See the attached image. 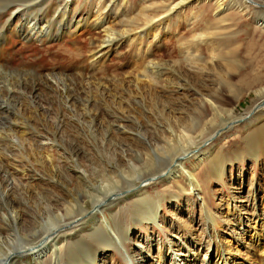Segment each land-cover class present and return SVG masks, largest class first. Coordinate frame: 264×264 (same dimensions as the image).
Returning a JSON list of instances; mask_svg holds the SVG:
<instances>
[{
	"label": "rangeland",
	"instance_id": "374dc122",
	"mask_svg": "<svg viewBox=\"0 0 264 264\" xmlns=\"http://www.w3.org/2000/svg\"><path fill=\"white\" fill-rule=\"evenodd\" d=\"M64 2L69 7L75 2L76 14L87 20L80 24L73 22L69 34L74 35L70 37L62 34V38L41 42L42 52L36 57L41 65H49V59L72 41L82 48L94 44L89 38L94 32L98 34L92 29L95 24L111 32L110 38L120 46L97 61L86 53L80 58L71 57L66 66L70 75L77 74L79 68L84 70L82 82L75 81L68 88H73L74 93L87 90L102 98L97 106L86 105L92 113L89 118L84 116L79 103L64 107L50 89L41 87L35 93L37 105L48 116L32 122L39 133L54 132L53 141L57 146L46 151L47 154L42 150L50 144L32 152L17 147L7 155L8 169L19 182L16 186L10 181L3 182L0 172V229L15 230L8 216L10 200L16 202L22 226L27 230L29 226L34 229L35 222H47L48 211L63 222L61 214L67 204L72 206L66 212L68 217L76 215L79 209L91 212L93 202L99 198L104 202L99 206L100 213L95 211L97 215L85 224L80 221L69 225L76 236L92 246L95 244L89 235L97 231L95 227L110 225L118 231L119 242L108 227L102 228L114 244L99 249L90 264H215L227 241L232 242L235 252L230 253L224 247V257L235 259L236 264H257L260 246L256 240L264 237V224L244 221L264 209V162L248 156L245 139L258 127L259 119L264 120V0ZM58 13H63L61 7ZM146 18H152L148 26ZM130 30L137 35L121 33ZM38 33L39 29L32 32ZM10 50L17 59L27 57L13 36ZM10 72L11 76L16 73L14 69ZM142 73L147 77L142 78ZM88 76L101 84L104 82L112 95L122 96V104L118 105L108 92L91 85L85 78ZM136 76L139 82L130 83L124 91L126 94L117 87L121 80ZM57 90L62 91L61 86ZM211 100L224 110L221 116L215 113ZM212 119V124H207ZM199 121L207 124L204 129L199 128ZM182 130L191 135L190 140H180ZM39 133L30 132L26 138H30L31 144L37 143ZM205 148L232 159L223 163L222 181L215 175V167L211 169L208 164L209 153L203 157ZM181 153L186 160L185 170L198 183L191 193L179 189L188 187L185 173L179 171L176 178L168 179L169 176H163L166 170H157L159 164L168 166L170 158ZM237 153L239 156L234 155ZM145 157L151 160L146 165L148 168L136 172L129 168L141 166ZM106 173L108 179L103 178ZM52 175L55 178L51 183ZM85 180L95 183L97 190L87 187ZM106 182L110 184L104 192L101 189ZM111 191L114 192L111 194ZM139 191L154 202L155 222H135L132 205L134 193ZM82 194L88 197L82 198ZM207 210L216 219L215 232L208 226ZM252 226L258 235L254 236L251 231L242 242H237L236 237ZM42 229V226L36 228L35 233ZM125 230L127 234L123 235ZM68 232L52 231L51 238H58L52 245L43 244H47L46 253L49 252L40 261L18 250L20 255L12 264L86 260V250L79 245L75 248L78 255H70L69 246L72 247L76 236ZM42 236L36 235L33 247ZM23 242L17 241L20 246Z\"/></svg>",
	"mask_w": 264,
	"mask_h": 264
},
{
	"label": "bare ground",
	"instance_id": "6f19581e",
	"mask_svg": "<svg viewBox=\"0 0 264 264\" xmlns=\"http://www.w3.org/2000/svg\"><path fill=\"white\" fill-rule=\"evenodd\" d=\"M64 1L65 0L63 1L62 0H49V1L48 0H0V21H2V24L0 25V143H1L0 144V172L2 174L1 180H3V182L10 181L11 184L12 185L14 184L15 186H16V182H19V181L13 179V174H11V171L9 170L10 168L8 169L9 158H7V155L12 154V152H14L15 149H17V147H20L22 149L25 147V149L32 152V151H38L41 146L46 147L48 146L46 144H50L49 148L42 150L44 151L43 153L47 154L46 151H49L52 147L57 146L56 143L53 141L54 132L46 131L45 133L44 132L39 133L38 129L36 130V125H34L32 122L33 120L37 121L41 118H46L48 116L46 115L47 113H45L42 110V108L37 105V101L35 100L36 99L35 93H37L41 87H44L45 89H48V90L50 89L57 95L60 102L62 101V104L64 107L65 105H68V103H70V105L79 103L81 106H83L84 116L89 118V115L92 113L90 111H87L86 105L92 104V106H97V104L102 103V98L97 97L96 95H93L87 90L81 91V89H79L78 91L74 93L73 88H68L71 85V83L75 81L77 83L82 82L84 78L83 77L84 70L80 68L79 70L78 69L79 66H77L75 67L76 69H78L77 74L70 75L67 72L66 66L68 63H70L71 57L80 58L82 57L81 56L82 54L86 53L90 55V58L97 61L99 57L101 59V57L103 55H106L108 51H110L112 48L115 47L114 49H116L120 46L117 41L115 42L114 39H111L112 38L111 36L113 35L111 32L106 31L105 28H102L101 24L99 25L93 24L94 26L92 27V29L94 31H98V34L94 32V35H91L89 39H91V42H94V44H90V46H88L87 48H82L78 46L79 43H77L76 41L75 42L72 41L69 44L70 46L68 47L66 46V48L59 49L57 51V54L52 56L49 59L50 61L49 65L47 66L41 65V62L37 61L36 57L38 56V53L42 52L39 48L42 47V43L44 42V40L46 41L47 39L48 40L57 39L58 36H61L62 38L63 37L62 34H65L68 37H70L74 35L72 33L69 34L72 23L77 22L78 24H80L83 22L84 19H85L84 21L87 20V17L85 18L84 16L80 17V15L76 14L75 12L76 7L74 8V6L76 5L75 2H72L71 7H69L68 2L66 3ZM219 1L222 2L223 0H219ZM219 6L221 5L218 4V7ZM60 7L63 10V13L61 14L58 13V10ZM172 9L173 7L171 8V10ZM16 12L18 13L14 15ZM151 21H152V18H146L145 25L148 26V24ZM261 24H263V22ZM36 29H39V33L32 34V32ZM133 31L134 30H130L127 32L123 31L121 33L127 34L128 32H131V33H134V35H137ZM43 33L44 35H39ZM49 34L54 35V37L49 36ZM100 35L102 36L100 37ZM12 36L16 39V41L21 46V51L27 55L26 58L17 59L15 58L14 54H12L10 50V40ZM37 42H40V45ZM104 43H107L108 45L103 46ZM64 57H66L68 61H66L67 59L62 61ZM13 69L16 71V73L15 75L11 76L10 71ZM145 72L147 71H144V73ZM142 75H143L142 78L147 77L146 74L144 75L142 73ZM85 78L88 79L89 83L91 85H94L98 90L102 89L103 91L108 92L110 95H112L111 90H109V88L106 87V84H104V82L103 84H101L99 83V81L98 82L97 80L95 81V79L92 78L91 76H88ZM138 82L139 80L137 79V76H136V77L131 78L130 80H121V82L117 85V87H119V89L122 92H124L129 89L128 86L130 83L137 84ZM59 86H61L62 91L58 93L57 87ZM99 95L101 96V93ZM112 98L117 102L118 105L122 104V99H121L122 96L120 97V96H117V94H113ZM210 105L214 107V111L216 114H218L219 116L223 114L224 110H221L218 106H215L213 101L210 102ZM258 108L259 106L256 107V109ZM257 112L258 111L256 110L255 113ZM213 119L207 124H212ZM259 120L260 121H259L258 127L253 129L252 132L249 133V135L245 139V144H246L245 149H247L245 151H247L248 156L251 157L254 161L261 159L264 162V120L263 119H259ZM207 124L199 121V128L204 129ZM39 129L41 130V128ZM30 132L31 133L34 132L35 134L36 132L39 133L37 143L33 142V144H31L32 142H30L29 140L30 138L29 139L26 138L28 134H30ZM190 137L191 135L187 134V131L182 130L179 133L180 140L182 139L190 140ZM236 151L237 150H235V153ZM19 152H21V149ZM202 152H206L205 154H203L204 158H206L205 157L206 154L209 153L208 164L210 165L211 169L215 167L214 173L215 175H217L218 179L222 181L223 174L220 171H223L222 170L224 166L223 163L231 162L232 159L229 156L225 158L222 157L219 152L212 153L211 151H208V148H205ZM182 154L183 153L173 155L170 158V164L168 166L167 165L165 166V164H161V165L159 164V167H157V170L158 172L166 170L165 173H163V176L164 178L169 176L168 179L176 178L179 171H182L183 173H185V175L188 178V187L185 189H183L184 187L179 188V189L181 191L186 190L187 192L191 193L194 188V185L197 186L198 183L196 179L194 178V176H192L185 170L186 160H185L184 155L182 156ZM238 154L239 153L234 154V155H238ZM176 156L178 157L175 160L174 157ZM69 157L71 158V156ZM144 159L145 160H142L143 163L141 166H133V167L130 166L129 168L133 169V172L141 170L142 168H146L147 167L146 165L150 163L151 160L148 159L147 157H145ZM130 164H134V163L130 160ZM13 172L17 173V170ZM153 174L155 175V173ZM146 175H145V178H146ZM16 176L18 178V175ZM108 176L109 175L106 173L105 177L103 178H107ZM80 177L84 178L83 175L82 176L80 175ZM53 178L55 177L52 175L51 183L54 182ZM136 178H137V175H136ZM127 183L131 184L130 181ZM85 184L87 185V187L88 186L94 187V190H97L94 185L95 183L93 184L90 181L85 180ZM109 184L106 182L105 187L102 188L101 190L105 192L106 189H109ZM142 191H139L138 193L137 192L134 193L135 201L133 202V205H132V213H133L132 216H134L133 218L135 219V222L136 221L141 222L143 220L147 222H155L157 215L155 213L156 207L154 205V202L147 199L145 197V194ZM113 192L111 191V194ZM81 196L82 198L88 197L87 194L86 195L82 194ZM74 197H76L78 201L80 200V198H78L79 196L75 195ZM111 199L113 200V198ZM10 203H11V207L10 209H8V216L10 217L11 223L15 230L12 232V229L11 231L0 229V264H12V262L14 261V258H17L20 255L17 252L18 250H23V252L25 254H28V256L32 257L33 260L40 261L39 259L45 257L47 253L49 252L48 251L46 253L48 249L47 244L46 245H43V244L49 242L52 245L53 243H55L56 239L58 238V237H55L54 239L51 238V236L54 233V232L52 233L54 229L58 231L69 230L68 233L74 234L76 236V233H74L73 228H69L70 227L69 225H71L74 222L79 223L80 221L82 222L81 224H85L89 218L95 217L97 215L96 213H100L98 211L102 207L104 202L102 201V199L98 198L93 202L91 212L89 211L85 212L84 210L79 209L76 215L69 216V217L68 215H66V212H69L72 206L70 204H67L68 206L65 207L63 211L64 213L61 214L62 219L64 220L63 222L57 217V215H54L53 213L51 214V212L48 211L46 214L48 218V219L46 218L48 220L47 222H44V221L35 222V228L31 229L29 226L26 228L27 230H24V226H22V223H21L22 218H21V215L18 214L20 212L16 208V202L14 200H10ZM100 205L101 207H99ZM206 213H207L206 216H207L208 226L209 228L213 229V231L215 232L216 230L215 228L217 227L216 219L214 218V215H212L211 212H209L208 210L206 211ZM53 218L55 220H53ZM77 218H80V220L76 222L75 219ZM251 221L253 222V225H257L258 223L261 222V226H263L264 209L261 213L256 214L250 219H246L244 223H248ZM40 226H42L43 229L41 230V232L38 231V233L42 234L43 236L39 239L38 245L33 247L32 246L34 245L33 243L35 242L37 237L40 236L39 235L36 237L38 233L37 232H36L37 234L35 233V229L38 227L40 228ZM107 227L109 228L108 231H111L110 233L113 232L114 239L116 238L117 240L118 238L116 234L118 231L113 230L110 225ZM107 227L105 226V227H100V228L102 229V228H107ZM52 228L54 229L51 230ZM96 228H97V231L94 230L93 233L89 235L90 241H92L95 244V246L84 243V239H82V237L80 236H76V238L74 239L75 241H73L72 243V247H73V248L71 247L72 249L69 246L70 255L72 256L74 254H76V256L78 255L77 253L79 251L75 250V248H77V245H79V247L82 246L83 249L85 248L86 250L85 259L86 260L65 261L64 264H90L92 260L94 259V257L97 256L99 249L101 250L107 247H112L114 243L113 244L111 243L112 242L111 238L109 239L108 237H106L105 235L106 230H104L105 231L104 232L103 229L101 230L98 227H95V229ZM248 228L249 229H247L244 233H240V235L236 237L237 242L239 241L242 242L244 240V237L249 236V233L251 231L254 233V236L258 235L257 233L254 232L256 229L254 226L248 227ZM122 232H123V235L127 234L126 230ZM22 240L24 241L23 244L21 246L18 245L17 241L22 242ZM261 240L263 241L262 243L260 242ZM117 241L119 242V239ZM249 242L251 243V238L249 239ZM256 242H257V246H260L259 251H258L260 252V254L257 259V264H264V237L263 238L258 237ZM38 246H41V247L38 248ZM119 246L121 245L119 244ZM247 246L248 248H251V245H247ZM224 247L227 248L228 251H230V253L235 252L233 250V244L231 241L225 242ZM224 247L220 251L219 258L216 260L215 264H236L235 259L232 260L228 257L226 258L223 256V254L225 253ZM55 260H56V255H55ZM124 261L127 262L128 258H125ZM159 263L160 262H158V264ZM51 264H59V261H53L51 262Z\"/></svg>",
	"mask_w": 264,
	"mask_h": 264
}]
</instances>
